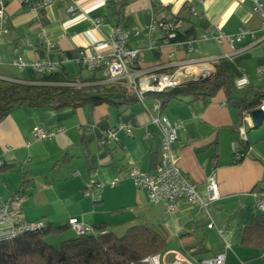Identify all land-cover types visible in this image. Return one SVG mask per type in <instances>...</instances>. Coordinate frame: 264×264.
Masks as SVG:
<instances>
[{"label":"crops","instance_id":"obj_1","mask_svg":"<svg viewBox=\"0 0 264 264\" xmlns=\"http://www.w3.org/2000/svg\"><path fill=\"white\" fill-rule=\"evenodd\" d=\"M76 1L79 11L73 15L60 4L49 5L38 15L15 0L6 4V31L0 32V81L35 83L38 74L30 65L20 70L12 62L16 56L28 62L46 59L57 63L62 74L75 80L98 77L99 71H87L75 58L115 27L140 31L131 33L127 42L142 53L140 68L166 63L171 47L163 31L152 25L159 13L181 17L184 30L194 24L192 50H174L172 62L215 58L194 69L214 72L220 64L232 79L245 73L248 87L264 86V43L243 48L249 39L231 45L215 38L220 32L233 34L239 28L260 35L261 18L252 12L251 0H122L126 4L118 25L109 0ZM96 18L101 19L98 27L92 22ZM99 52L108 58L110 48ZM154 103L146 98L119 109L109 104L93 108L13 107L0 120V204L18 196L14 207L25 220H43L52 227L66 225L70 217L92 226L103 224L118 236L137 224L162 227L168 235L166 248L158 253L162 264H201L226 246V264H264V245L241 243L244 228L259 213L254 193H264V120L254 127L248 118L238 119L237 109L226 103L222 90L206 102L186 96L161 110L155 109ZM158 114L182 122L170 153L195 184L197 194L206 199L207 178L217 181L220 197L208 206L212 228L207 227L209 219L197 206L181 200L174 210L167 211L163 204L150 202L147 191L124 175L130 167L150 171L158 162L161 137L152 122ZM121 123L129 125L132 133L118 129ZM34 125L63 131L36 140ZM111 129L115 136L106 142ZM233 142L247 154L237 159ZM7 164L12 165L10 169L3 168ZM91 177L102 183L98 192L93 189L98 198L85 194ZM67 229L60 242L75 237V232Z\"/></svg>","mask_w":264,"mask_h":264},{"label":"built area","instance_id":"obj_2","mask_svg":"<svg viewBox=\"0 0 264 264\" xmlns=\"http://www.w3.org/2000/svg\"><path fill=\"white\" fill-rule=\"evenodd\" d=\"M9 1L11 0H0V32L6 31L4 27V16L5 6ZM15 1L24 6L27 11L35 13L36 15L53 4L63 5L66 12L70 15L76 14L79 11V5L76 0ZM237 1L242 2L243 0ZM251 2L252 12L258 14L261 18L260 35L257 36L254 34V31L239 28L238 31L233 34H224L220 32L215 35V38L219 42L227 41L232 45L249 39L242 46L243 48L264 43V0H251ZM160 18H162V16L154 17L152 25L159 27L163 33L166 34L165 40L171 47V52L167 55L168 62L158 64L149 69L140 68V64L143 61L142 53L139 49L127 46L130 34H139L140 31L138 29L130 31L122 29L121 27H115L109 36L105 37L99 43L92 45V47L80 50L78 56L75 58L76 62L89 72L99 71L100 75L98 78L100 80L93 81L92 83H124L137 95L140 101L144 100L143 94L145 92H160L169 87L187 83V81L197 77V75L206 73L201 71V69L196 71L194 67L203 62H214L216 60L215 58L171 61L173 59L174 50L182 47L192 50V43L196 38L187 41L170 42V38L175 37V30H181L183 23L176 22L170 17L165 19ZM92 22L93 26L98 27L101 23V19L96 18ZM202 37L205 38L207 35H202ZM104 47L110 48V52L107 54L108 58H105V56L99 52V50ZM12 62L20 70L30 65L37 74L54 72L59 69L57 63L46 59H37L28 62L21 56H16L13 58ZM85 84H90V82L68 83V85L72 86ZM248 84L249 77L245 73L234 79V86L237 89H243ZM154 102V108L159 109V102L156 100H154ZM260 106L264 110V103ZM245 117L248 118L250 122V113H244L243 118ZM152 122L158 127L161 137L158 162L150 171H144L137 167H130L126 169L124 175L129 177L135 186L144 188L147 191L150 202L163 204L167 211L174 210L181 200L197 206L198 211L203 212L207 219H209L207 227L212 228L213 223L210 220L208 206L212 201L218 200L220 197L217 181L212 176L207 178V197L206 199H202L196 192L195 184L179 169L170 153L171 144L177 139V130L182 128V122L171 121L166 116L160 114L152 117ZM118 129L124 130L127 134L132 133L131 127L124 123L119 124ZM62 131V128H59L57 131L47 130L40 125H34L32 127V135L36 140L50 139L55 136V134L61 133ZM240 134L241 138L244 140V128L240 129ZM114 136L115 131L111 129L105 136L106 142ZM232 149L237 159L247 154L241 151L236 142L232 143ZM110 184H115V181H111ZM101 186L102 183L91 177L88 180L85 194L91 193L92 196L94 195L95 198H98L99 194H94L93 189ZM254 196L256 209L259 212H264V193L255 192ZM18 198V196H15L10 200L2 201L0 204V241L12 239L23 233L33 232L45 226L43 220H25L19 214L16 207H14L15 203L18 202ZM67 225L74 230L76 235L96 233L92 225L79 220L77 217H70L67 221ZM226 247H223L211 257L202 259L201 264H226ZM158 256V254L148 256L145 258V261L147 264H162Z\"/></svg>","mask_w":264,"mask_h":264},{"label":"trees","instance_id":"obj_3","mask_svg":"<svg viewBox=\"0 0 264 264\" xmlns=\"http://www.w3.org/2000/svg\"><path fill=\"white\" fill-rule=\"evenodd\" d=\"M109 3L113 9L112 16H115L118 25L126 2L109 0ZM154 17H160L159 13ZM165 18L167 17L160 19ZM170 18L181 22V17ZM175 32V37L170 38V42L196 38L194 24L186 30L177 29ZM98 80L100 79L95 75L85 80H75L58 69L38 74L34 84L0 81V120L13 107L20 105L59 109L82 106L93 108L100 104H109L119 109L139 100L124 83H92ZM71 82L90 84L68 85ZM219 90L224 92L226 103L237 109L238 119H241L244 113H250L264 100V86L237 89L234 79L220 64L215 65L213 77L205 83H181L160 92H145L143 97L158 101L161 110L171 101L181 100L186 96L206 102ZM84 135L83 133L82 141ZM2 166L4 169H10L12 165ZM67 226L52 227L45 222L42 229L0 241V264H147L145 258L158 254L168 243L167 232L162 227L149 224L130 226L121 236L107 231L103 224L95 225L93 227L96 233L75 235L73 238L62 240L58 247L46 240L48 234L61 232L67 229ZM241 243L254 247L264 245V212H259L254 222L244 228Z\"/></svg>","mask_w":264,"mask_h":264},{"label":"water","instance_id":"obj_4","mask_svg":"<svg viewBox=\"0 0 264 264\" xmlns=\"http://www.w3.org/2000/svg\"><path fill=\"white\" fill-rule=\"evenodd\" d=\"M213 74H214V72L199 74V75H197V77L187 81V83H195V84L205 83L213 77ZM250 118H251L252 125L254 127L259 126L262 123V121L264 120L263 108L261 106H258L256 108L252 109L250 112Z\"/></svg>","mask_w":264,"mask_h":264},{"label":"rangeland","instance_id":"obj_5","mask_svg":"<svg viewBox=\"0 0 264 264\" xmlns=\"http://www.w3.org/2000/svg\"><path fill=\"white\" fill-rule=\"evenodd\" d=\"M100 187H98V188H96L95 187V192H98V189H99ZM91 194V193H90ZM72 231V233H74V230L70 227V226H68ZM67 231H69V229H67V230H63V231H61V232H59V233H50V234H48L47 236H46V239L48 240V241H54V242H56V244H54L55 246H59V244H60V240L62 239V238H64L65 236H67ZM70 232V233H71ZM69 234V233H68Z\"/></svg>","mask_w":264,"mask_h":264},{"label":"bare ground","instance_id":"obj_6","mask_svg":"<svg viewBox=\"0 0 264 264\" xmlns=\"http://www.w3.org/2000/svg\"><path fill=\"white\" fill-rule=\"evenodd\" d=\"M208 71V70H207Z\"/></svg>","mask_w":264,"mask_h":264}]
</instances>
